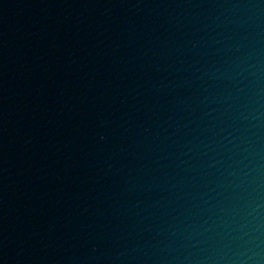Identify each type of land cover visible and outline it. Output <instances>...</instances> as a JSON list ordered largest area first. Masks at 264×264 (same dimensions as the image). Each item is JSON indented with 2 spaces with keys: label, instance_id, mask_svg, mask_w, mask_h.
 <instances>
[{
  "label": "water",
  "instance_id": "water-1",
  "mask_svg": "<svg viewBox=\"0 0 264 264\" xmlns=\"http://www.w3.org/2000/svg\"><path fill=\"white\" fill-rule=\"evenodd\" d=\"M0 264H264V0H0Z\"/></svg>",
  "mask_w": 264,
  "mask_h": 264
}]
</instances>
